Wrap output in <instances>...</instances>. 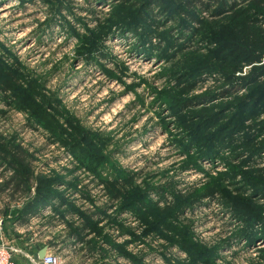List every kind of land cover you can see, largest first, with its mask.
Returning a JSON list of instances; mask_svg holds the SVG:
<instances>
[{
	"label": "rangeland",
	"instance_id": "374dc122",
	"mask_svg": "<svg viewBox=\"0 0 264 264\" xmlns=\"http://www.w3.org/2000/svg\"><path fill=\"white\" fill-rule=\"evenodd\" d=\"M97 1L0 0L1 61H20L26 81L37 79L76 127L55 119L76 146L69 155L28 114L0 104V131L34 152L40 178L63 180L26 225L16 211L34 186L0 194V238L30 252L34 234L37 244L51 240L61 264H264V109L242 101L264 85L252 73L264 69V55L237 69L232 51L224 69L216 59L227 41L241 43L242 20L200 13L201 25H186L157 8L147 11L154 26L125 22L100 36L124 0ZM82 36L93 42L89 61ZM191 61L210 66L191 72ZM114 178L125 191L112 202L100 181ZM163 209H174L166 215L174 233L156 229ZM80 228V238L69 236Z\"/></svg>",
	"mask_w": 264,
	"mask_h": 264
},
{
	"label": "trees",
	"instance_id": "16d2710c",
	"mask_svg": "<svg viewBox=\"0 0 264 264\" xmlns=\"http://www.w3.org/2000/svg\"><path fill=\"white\" fill-rule=\"evenodd\" d=\"M115 1H118V3L120 2V0ZM127 1L129 0H124L120 3L115 19L106 22V26L101 27L100 36H106L112 26L124 25L125 22L128 26H132L134 23L141 21L153 26L156 25L158 22L151 21V17L147 15V11H151L152 9L155 10L158 8V11L160 10L161 14L163 13L164 15L167 12L171 13L174 11L173 14L177 13L178 16L184 18L183 21L186 25L190 24V22L199 23L201 25L202 20L199 19L198 15L200 13H209L211 17L215 18H223L225 16L231 19V22L242 20L240 35H242L243 40L241 43H239V45H234L227 41L226 44H223L221 53H218L219 56H217L216 59L220 61L222 69H224L223 64L227 62L228 56L224 53L226 50L237 54V57L233 59V68H236L241 62L251 63L254 61L256 58L253 57V52H258L261 56L264 55V0H137L136 3H133L135 5H132L131 9L129 8L130 5L125 3ZM97 2H101L100 4L102 5L105 4L106 0H98ZM137 5L140 7L138 8ZM97 37L98 35L95 36V38ZM80 41L82 42L80 51L84 53L86 61H89L91 56L89 51L92 50L93 42L90 41L87 36H82ZM4 62L5 61H1L0 59V104L8 110L14 109L18 112L28 114L29 121L32 124L44 126L45 129L50 131L55 141L53 143L65 146L67 150H69V155H75L76 146L69 143V136H71V134L63 137L64 127L55 120L58 117L62 122L68 123L72 131H75L76 127L74 123H72V117L65 111L60 113L50 107L53 102V97L46 94L43 86L40 85L37 79L26 81L20 61L17 59L12 60L11 66H8ZM209 66V63L205 64L204 62H192L188 64V68L191 72L196 70L201 71ZM263 70L261 66L257 67L252 72L256 76L254 79L255 82L264 77ZM242 101L247 107L252 105L253 102H256L257 106L261 105L264 109V85L259 84L253 87ZM6 112L5 109H0V115H5ZM232 126L236 128L237 123ZM73 145L75 147H71ZM34 160V152L25 147L23 141L17 140L15 137L4 135V133L0 131V174L3 176L0 182V194L8 191L10 197L16 195H29L32 191V186L36 189L32 198L23 205V208L16 211L18 214V222L22 225L28 224L30 218L37 216V212L40 209L49 207L50 198L58 196L57 192H55L51 186L58 182L63 183V180L59 179L47 180L45 178H40L33 170L32 161ZM100 184L104 187L106 194L110 197L112 202L119 200L124 194V185H122L117 178L109 181H100ZM84 199H88L85 194ZM140 202L141 209L143 213L145 212L146 214L150 206L149 204L146 205L144 201ZM173 210L174 209H163L159 214H155L156 229L158 223H161L163 226H166L168 231H173L174 226L171 222H166V215L172 216ZM244 212L247 214L252 213L249 211V207L245 208ZM4 221L3 219V228L5 225ZM82 232L83 228L76 229L72 231L69 236L77 239L80 238L79 236L82 235ZM176 233L179 235H187L184 229ZM178 243L181 249L192 250L191 246H189V248L185 247L190 244L184 243L183 238H181ZM46 244L49 247H53L55 242L50 240L47 241ZM104 255H107V253L105 252Z\"/></svg>",
	"mask_w": 264,
	"mask_h": 264
},
{
	"label": "built area",
	"instance_id": "2783aa9c",
	"mask_svg": "<svg viewBox=\"0 0 264 264\" xmlns=\"http://www.w3.org/2000/svg\"><path fill=\"white\" fill-rule=\"evenodd\" d=\"M3 230L2 219H0V233ZM35 251L28 253L18 245L5 243L0 238V264H61L60 257L53 251L48 250L42 259H39Z\"/></svg>",
	"mask_w": 264,
	"mask_h": 264
},
{
	"label": "crops",
	"instance_id": "0c3cea01",
	"mask_svg": "<svg viewBox=\"0 0 264 264\" xmlns=\"http://www.w3.org/2000/svg\"><path fill=\"white\" fill-rule=\"evenodd\" d=\"M33 236H34V239H33V243H34V244H33V246H32L31 248L36 247V249H35L33 252H30L29 250L27 251V249L25 250V251H27V252L30 253V254H33L35 251L37 252V251H38L39 249H41L43 246L47 245L46 242L48 241V239H45V240H43V241H40V242H41L40 244H37V243L39 242V238L37 237L36 234H34ZM49 250L53 251V247H50ZM82 258H83V256H82ZM83 260H84V258L82 259V261H83ZM67 264H77V263H76V261L74 260V261L69 262V263H67ZM78 264H82V262H81V263H78ZM83 264H86V263H83ZM96 264H99V263H96ZM100 264H104V263H100Z\"/></svg>",
	"mask_w": 264,
	"mask_h": 264
},
{
	"label": "water",
	"instance_id": "95a60500",
	"mask_svg": "<svg viewBox=\"0 0 264 264\" xmlns=\"http://www.w3.org/2000/svg\"><path fill=\"white\" fill-rule=\"evenodd\" d=\"M50 249L48 245L43 246L41 249L37 251V256L39 259H42L45 256V253Z\"/></svg>",
	"mask_w": 264,
	"mask_h": 264
},
{
	"label": "bare ground",
	"instance_id": "6f19581e",
	"mask_svg": "<svg viewBox=\"0 0 264 264\" xmlns=\"http://www.w3.org/2000/svg\"><path fill=\"white\" fill-rule=\"evenodd\" d=\"M260 245H262V244H260ZM260 245H259V246H260Z\"/></svg>",
	"mask_w": 264,
	"mask_h": 264
}]
</instances>
